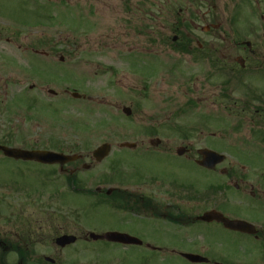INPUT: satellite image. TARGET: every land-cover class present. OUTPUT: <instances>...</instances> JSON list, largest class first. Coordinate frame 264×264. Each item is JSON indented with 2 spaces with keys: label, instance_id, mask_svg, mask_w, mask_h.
I'll use <instances>...</instances> for the list:
<instances>
[{
  "label": "rangeland",
  "instance_id": "rangeland-1",
  "mask_svg": "<svg viewBox=\"0 0 264 264\" xmlns=\"http://www.w3.org/2000/svg\"><path fill=\"white\" fill-rule=\"evenodd\" d=\"M194 14H198L199 21L194 22L199 27H218L214 38L209 37L216 47L251 42L264 54V0H0V145L56 153L63 148L66 155H83L80 165L72 164L69 168L90 191L103 179L135 180L143 175L146 168L160 161L129 158L133 159L129 168L125 165L128 159H124L139 153L120 150L125 142L134 143L132 135L146 124L140 107L134 105L132 86L159 84L164 77L155 75L149 82L144 73L145 63L151 59L130 53H148L147 36L163 33L172 39L177 35L173 29L178 28L195 32L194 37L200 41L206 40L201 30H193L190 17ZM38 22L44 25L35 28L33 25ZM179 33L183 35L182 31ZM165 57L169 100L174 112L186 114L174 121L178 131L170 139L177 148L192 145L195 149H219L218 141L210 137L217 135L215 127L211 125L205 132L200 128L203 121L195 101L201 66L171 48H167ZM134 64L141 73H133ZM50 90L56 95L50 94ZM73 92L90 95L91 99L75 100L71 97ZM151 106L152 99L144 101L147 111H151ZM124 107L132 109L131 117L124 115ZM105 142L112 144V156L97 164L92 153ZM117 159L124 163L116 164ZM161 163L172 164L178 175L192 181L201 191L208 185L225 182L219 171L210 174L183 158ZM254 163L264 168L263 161L256 159ZM83 165L92 169L86 171ZM51 171L57 173V187L65 183L67 177L59 175L56 167L15 162L0 153L3 185L20 179L39 191L44 190L43 183L47 181L49 196L56 188L54 180L47 178ZM61 191L67 195V201L49 202L50 221L62 222L64 207L72 232L88 230L95 220L115 222L114 218L122 214L117 208L97 205L95 196L78 197L69 188ZM0 193L5 203L2 207L0 202L3 239L5 230H12L11 224H15L19 212L14 192L3 188ZM42 211L39 208L37 213L40 233L50 237L52 232L53 240L63 222L52 226L50 232L47 211ZM79 211H84L88 221L79 222ZM41 243L38 254L51 257V243L46 238Z\"/></svg>",
  "mask_w": 264,
  "mask_h": 264
},
{
  "label": "flooded vegetation",
  "instance_id": "flooded-vegetation-1",
  "mask_svg": "<svg viewBox=\"0 0 264 264\" xmlns=\"http://www.w3.org/2000/svg\"><path fill=\"white\" fill-rule=\"evenodd\" d=\"M157 9L161 10L159 6ZM147 15L154 16V13ZM190 18L193 29L201 30L206 40L200 41L194 37L195 32L188 31L171 42H180L181 47L193 52L179 55L190 57L201 66L195 104L203 121L202 132L213 125L219 153L226 155L215 170L225 179L222 186L198 193L195 184L178 175L172 164L161 163L179 157L206 171L197 165L198 149L183 146L186 154L179 156V147L170 139L178 131L174 121L186 114L174 112L169 100L167 36L151 34L147 36L148 53L141 51L151 56L145 63L144 74L149 82L155 75H162L164 79L159 84L132 86L134 105L140 107L146 124L132 135L137 148L128 150L139 154L124 161L128 159L125 165L129 168L133 162L129 158L135 157L160 163L146 168L135 180H126L123 190L112 189L111 196H107L110 189L99 186L96 192L102 198V206L109 201H120L127 207V213L117 215L115 222L95 220L84 232L71 231L64 207L63 223L52 220V225L48 190L38 196L30 185L17 181L14 201L19 213L15 224H11L12 230H5L3 239L0 238V264H44L43 260L47 263L46 257L37 251L45 238L51 243L50 264H264V168L254 163L256 159L264 162V54L252 43L216 47L211 41L214 30L200 28L194 22L199 19L198 14ZM134 66L133 73H141L139 66ZM148 99H152L151 111L143 108ZM122 162L115 160L116 164ZM57 168L59 175L75 174L71 168ZM60 187L65 189L66 183ZM0 202L4 207L3 196ZM39 208L47 211L50 232L52 226L62 223L53 240L52 232L50 237L40 233ZM213 211L251 226L246 232H235L216 221H199L205 213ZM80 216L81 224L88 221L84 211H80ZM81 224L78 226L82 227ZM108 233L129 235L138 242L125 244L91 238L93 234L105 237ZM73 235L76 237L73 245L63 248L56 245V239ZM189 256L198 257V262Z\"/></svg>",
  "mask_w": 264,
  "mask_h": 264
},
{
  "label": "water",
  "instance_id": "water-1",
  "mask_svg": "<svg viewBox=\"0 0 264 264\" xmlns=\"http://www.w3.org/2000/svg\"><path fill=\"white\" fill-rule=\"evenodd\" d=\"M75 98H78L79 95L75 94L74 95ZM125 113L128 116H131L132 112L131 109H125ZM124 146H128L130 148H134V146L131 145H124ZM123 146V147H124ZM0 151L4 154V156L14 159V160H23V161H35V162H40L42 164L45 165H61L64 166L66 164H70L71 162H76L78 160L81 159V157L76 156V155H70V156H66L64 154H56L53 152H46V151H23V150H19V149H10L8 147H2L0 146ZM110 146L109 145H104L102 146V148H99L97 151L94 152L95 154V158L98 162H102L103 159H105L107 156H109L110 154ZM184 153V150H179V154L182 155ZM200 154L203 156V159L201 160V162L199 163V165H202L204 167H207L208 169H213L216 165L221 164L222 163V159L223 156H219L217 153L211 151H201ZM88 168V167H86ZM201 221H206V222H213L214 220L223 223L228 229L231 230H238V231H242L245 232V230H247V225L243 224L241 222H232L226 218H224L222 215L213 212V213H208L205 214L203 216V218L200 219ZM246 225V226H245ZM92 238L97 239L98 237L95 235H92ZM106 238L108 240H113V241H117V240H121V241H125L126 243H132L134 241H136L135 239L124 235H119V234H108L106 236ZM75 241L74 237H69V236H63L62 238L58 239L56 241V243L63 247L69 244H73ZM194 260H197V258L191 257Z\"/></svg>",
  "mask_w": 264,
  "mask_h": 264
},
{
  "label": "trees",
  "instance_id": "trees-1",
  "mask_svg": "<svg viewBox=\"0 0 264 264\" xmlns=\"http://www.w3.org/2000/svg\"><path fill=\"white\" fill-rule=\"evenodd\" d=\"M73 179H70L69 182H71Z\"/></svg>",
  "mask_w": 264,
  "mask_h": 264
}]
</instances>
